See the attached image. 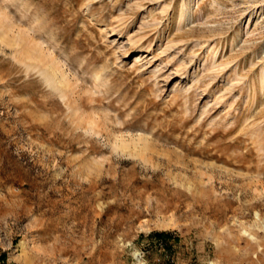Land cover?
Instances as JSON below:
<instances>
[{
    "label": "rangeland",
    "instance_id": "rangeland-1",
    "mask_svg": "<svg viewBox=\"0 0 264 264\" xmlns=\"http://www.w3.org/2000/svg\"><path fill=\"white\" fill-rule=\"evenodd\" d=\"M0 264H264V0H0Z\"/></svg>",
    "mask_w": 264,
    "mask_h": 264
},
{
    "label": "bare ground",
    "instance_id": "bare-ground-1",
    "mask_svg": "<svg viewBox=\"0 0 264 264\" xmlns=\"http://www.w3.org/2000/svg\"><path fill=\"white\" fill-rule=\"evenodd\" d=\"M48 69L55 76V79L50 80V85L53 86L52 88L59 89L60 88V85L62 84V82L65 81V74H64V72L61 71V69L58 67V65L56 64V62L54 60H51L49 62Z\"/></svg>",
    "mask_w": 264,
    "mask_h": 264
},
{
    "label": "trees",
    "instance_id": "trees-1",
    "mask_svg": "<svg viewBox=\"0 0 264 264\" xmlns=\"http://www.w3.org/2000/svg\"><path fill=\"white\" fill-rule=\"evenodd\" d=\"M158 235H161L160 233Z\"/></svg>",
    "mask_w": 264,
    "mask_h": 264
}]
</instances>
